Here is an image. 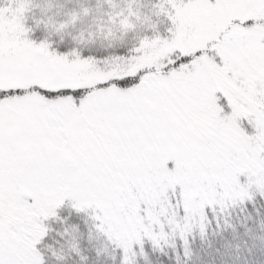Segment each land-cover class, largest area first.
<instances>
[{
  "label": "snow or ice",
  "instance_id": "6c2138e0",
  "mask_svg": "<svg viewBox=\"0 0 264 264\" xmlns=\"http://www.w3.org/2000/svg\"><path fill=\"white\" fill-rule=\"evenodd\" d=\"M32 7L0 0V264H264V0H152L103 50Z\"/></svg>",
  "mask_w": 264,
  "mask_h": 264
},
{
  "label": "trees",
  "instance_id": "16d2710c",
  "mask_svg": "<svg viewBox=\"0 0 264 264\" xmlns=\"http://www.w3.org/2000/svg\"><path fill=\"white\" fill-rule=\"evenodd\" d=\"M152 0H33L29 13L40 35L57 45L103 50L130 45L134 37L149 28L144 16L151 17ZM138 10L141 19L134 21L135 31L124 33L115 22L127 14L128 6Z\"/></svg>",
  "mask_w": 264,
  "mask_h": 264
}]
</instances>
